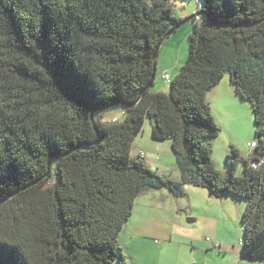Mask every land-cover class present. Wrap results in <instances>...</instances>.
<instances>
[{
	"label": "trees",
	"instance_id": "16d2710c",
	"mask_svg": "<svg viewBox=\"0 0 264 264\" xmlns=\"http://www.w3.org/2000/svg\"><path fill=\"white\" fill-rule=\"evenodd\" d=\"M200 1L164 94L153 56L184 22L170 0H0V264H125L135 200L186 186L244 201L240 258L264 261V0ZM225 76L255 144L248 158L229 150L226 173L207 101ZM115 108L123 120L102 124ZM145 121L170 142L179 182L130 159Z\"/></svg>",
	"mask_w": 264,
	"mask_h": 264
},
{
	"label": "rangeland",
	"instance_id": "374dc122",
	"mask_svg": "<svg viewBox=\"0 0 264 264\" xmlns=\"http://www.w3.org/2000/svg\"><path fill=\"white\" fill-rule=\"evenodd\" d=\"M170 4L176 18L186 16V19H182L184 22L172 39L164 41L158 50L160 64L156 65L153 93L168 94L170 80L167 82L162 77L167 75L172 80L184 65L188 56L187 37L192 28L189 18L202 9L200 0H170ZM177 58L181 64L176 70ZM219 84V96L215 93L207 96L211 117L220 128L218 137L211 142V159L217 170L226 173L225 157L229 150L235 148L243 158L252 154L254 124L250 105L236 96H223L224 85ZM112 120H123L121 108L110 111L100 122L108 124ZM143 127L134 141L130 159L136 160L137 152L142 151L147 169L179 182L170 144L152 141L147 121ZM241 171L242 166L238 175ZM186 189L184 198L166 200L162 197L157 201L160 193L156 191L153 194L157 197L152 203L134 204L131 218L118 239L125 264H232L234 258L237 264H264V261L246 262L240 258L244 201L232 196L216 199L205 190L190 186ZM187 220L194 223L188 224ZM207 239L210 243H206ZM213 244L220 246V252L213 249ZM223 250L226 253L221 252Z\"/></svg>",
	"mask_w": 264,
	"mask_h": 264
},
{
	"label": "crops",
	"instance_id": "0c3cea01",
	"mask_svg": "<svg viewBox=\"0 0 264 264\" xmlns=\"http://www.w3.org/2000/svg\"><path fill=\"white\" fill-rule=\"evenodd\" d=\"M184 18V19H183ZM177 19H180V20H185L186 19V16H184V17H181V18H177ZM191 30V29H190ZM177 31V30H176ZM175 31V32H176ZM175 32L169 37V38H167V41H170L171 39H172V36L175 34ZM189 33H190V31H189ZM189 35V34H188ZM166 41V40H165ZM164 43V42H163ZM162 47V45L160 46V48ZM177 55H179V52H178V54ZM158 56V55H157ZM158 58V57H157ZM180 58V57H179ZM157 64H160V56H159V58L158 59H156V65ZM181 63H180V61H179V59L177 58V60H176V64H175V66H174V68H176V70L178 69V66L180 65ZM170 80H171V78H170ZM221 83H223V85H224V88H223V90H222V93H223V96H226V97H231L232 98V96H235L234 94H233V91H232V88L230 87V84H229V80H225V77L222 79V81H221ZM220 85V84H219ZM219 85L217 86V87H215L211 92H209L208 93V95L209 94H211V93H215V96H219V92H218V87H219ZM215 91V92H214ZM161 93H164V92H161ZM217 93V94H216ZM207 95V96H208ZM222 96V97H223ZM150 127V126H149ZM144 128V127H143ZM165 143H169L170 144V142H165ZM166 147H168V146H166ZM179 178H180V175H179ZM180 180V179H179ZM187 187H189V186H186V187H184V191H186L187 192ZM156 191H158V192H156ZM160 193V197L157 199V201H159L162 197H164L166 200H169V198L170 199H173V197L169 194V192L167 191V190H165V189H161V190H153V191H149V192H146V193H144V194H142V195H140L136 200H135V202H134V204H136L137 202H140V204H143V203H148V204H150V203H152L151 201H153L154 200V198H156L157 196L156 195H154L153 193ZM220 252V251H219ZM221 252H223V253H226V251H221ZM235 260H236V258H234ZM235 260H233V263L232 264H237V263H235Z\"/></svg>",
	"mask_w": 264,
	"mask_h": 264
},
{
	"label": "water",
	"instance_id": "95a60500",
	"mask_svg": "<svg viewBox=\"0 0 264 264\" xmlns=\"http://www.w3.org/2000/svg\"><path fill=\"white\" fill-rule=\"evenodd\" d=\"M199 15H203V13L199 14ZM186 22V21H185ZM182 24H180L178 27H176L175 29H173L169 34H168V37H170ZM160 48V47H159ZM159 48L155 51V54L153 56V77H154V74H155V70H156V59H157V55H158V50ZM151 85V84H150ZM144 91H141L140 92V96L139 98L141 97V95L143 94ZM117 106V105H116ZM91 121H93V115H91ZM94 126V129L95 131L97 132V128L96 126L93 124ZM187 223L188 224H192L194 223L193 220H187ZM246 262H251V261H246Z\"/></svg>",
	"mask_w": 264,
	"mask_h": 264
},
{
	"label": "built area",
	"instance_id": "2783aa9c",
	"mask_svg": "<svg viewBox=\"0 0 264 264\" xmlns=\"http://www.w3.org/2000/svg\"><path fill=\"white\" fill-rule=\"evenodd\" d=\"M165 81H167V82H169V77L167 76V75H164L163 77H162ZM115 122H117V120H112L110 123H115ZM254 147H255V144L254 143H251L250 144V148L251 149H254ZM137 159H142V158H144V154H143V152L142 151H138L137 152ZM257 166V164H252V167L253 168H255ZM206 243H210V241L207 239L206 240ZM213 249L214 250H217V251H220V246L218 245V244H213Z\"/></svg>",
	"mask_w": 264,
	"mask_h": 264
}]
</instances>
